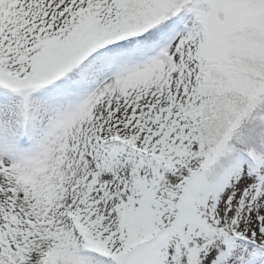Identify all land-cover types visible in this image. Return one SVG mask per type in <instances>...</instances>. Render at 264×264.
<instances>
[{
    "label": "snow or ice",
    "instance_id": "snow-or-ice-1",
    "mask_svg": "<svg viewBox=\"0 0 264 264\" xmlns=\"http://www.w3.org/2000/svg\"><path fill=\"white\" fill-rule=\"evenodd\" d=\"M0 264H264V0H0Z\"/></svg>",
    "mask_w": 264,
    "mask_h": 264
}]
</instances>
